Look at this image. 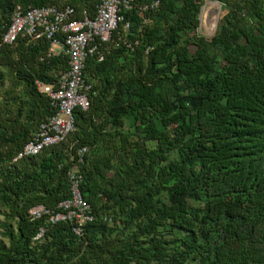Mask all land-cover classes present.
Instances as JSON below:
<instances>
[{"label": "trees", "instance_id": "1", "mask_svg": "<svg viewBox=\"0 0 264 264\" xmlns=\"http://www.w3.org/2000/svg\"><path fill=\"white\" fill-rule=\"evenodd\" d=\"M99 1L0 0V38L17 5L92 17ZM217 1L209 38L204 0L122 9L102 59H86L89 106L73 130L17 159L54 112L35 80L54 82L67 60L45 37L1 46L0 264H264V0ZM69 170L93 215L79 234L48 220ZM37 204L50 214L31 220Z\"/></svg>", "mask_w": 264, "mask_h": 264}, {"label": "built area", "instance_id": "2", "mask_svg": "<svg viewBox=\"0 0 264 264\" xmlns=\"http://www.w3.org/2000/svg\"><path fill=\"white\" fill-rule=\"evenodd\" d=\"M134 0H100L91 17L86 12L76 17L73 7L66 5L33 6L27 9L20 5L11 12L9 23L0 38V48L10 44L19 35L31 39L45 37L49 41L47 55L66 57L67 67L60 70L54 82L35 80L36 90L46 96L54 112L42 121L33 137L24 143L14 159L39 153L44 147L55 144L73 130V110L79 107L86 110L89 106L88 93L90 83L84 75L85 62L88 56L95 54L98 60L103 55L99 47L110 39L112 31L123 19L122 9L131 8ZM158 1L143 6L157 5ZM127 27V23L125 24ZM86 147L78 149L79 159ZM70 196L58 204V210L49 215V222L73 219V230L79 234L81 226L93 218L90 204L84 199L80 190L81 176L75 170L67 172ZM31 220H37L50 214L42 204L28 209ZM105 219V217H104ZM44 232L39 227L34 239Z\"/></svg>", "mask_w": 264, "mask_h": 264}, {"label": "rangeland", "instance_id": "3", "mask_svg": "<svg viewBox=\"0 0 264 264\" xmlns=\"http://www.w3.org/2000/svg\"><path fill=\"white\" fill-rule=\"evenodd\" d=\"M225 13V10L222 8L221 4L217 0H204V3L201 6L200 11V25L199 33L210 37L216 30V26L219 22L221 16ZM5 209L0 205V220L4 219L3 211ZM0 230L2 228L0 227ZM5 241V238L0 234V240Z\"/></svg>", "mask_w": 264, "mask_h": 264}]
</instances>
